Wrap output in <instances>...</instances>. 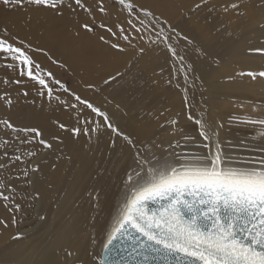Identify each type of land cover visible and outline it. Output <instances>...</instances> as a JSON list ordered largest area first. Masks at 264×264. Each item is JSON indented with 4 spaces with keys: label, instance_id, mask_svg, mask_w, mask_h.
Wrapping results in <instances>:
<instances>
[{
    "label": "bare ground",
    "instance_id": "6f19581e",
    "mask_svg": "<svg viewBox=\"0 0 264 264\" xmlns=\"http://www.w3.org/2000/svg\"><path fill=\"white\" fill-rule=\"evenodd\" d=\"M150 1L154 3V0ZM173 2L176 9L182 4L185 6L187 1L169 0L168 5L154 4L159 10L169 15L174 10ZM256 6L257 12L254 16L252 15L255 18L254 27L250 29V33H245L237 39L236 37L226 38L227 45L220 54L218 62L208 65L204 71L200 70L190 74L187 80L185 76L179 74L172 87L167 85L165 96L159 105L161 117H158L154 111L136 119V115H130L128 109L124 107L125 100L116 101L114 97L106 98L99 89L90 95L89 89H85L84 85L97 80L98 77L92 75L90 71L86 73L82 68L93 67L95 59L88 56L86 59L82 54L84 67L83 65L78 67L80 55L76 57L74 54L80 52L81 47L77 48L74 41L66 47L59 45L62 53L49 57H44L32 49L29 52L34 63L37 61V64H41L40 58H42L46 66H56L51 58L62 55L68 57L67 59L73 63L71 67L74 86L68 93L62 95L56 92L49 99L46 89H42L38 82L30 80L27 75H20L19 63L13 64L14 68L9 70L10 72L5 69L0 73V113H7L11 118L21 117V124L25 127L39 128L44 138L51 139L52 134L55 133L63 141L62 143L53 142V150L44 149L45 151H42L43 146L38 142L35 145L32 144L33 147L38 148L37 156H34L32 160V166L30 167L29 164L32 159L30 153V156L26 155V162L15 167L16 174L20 173L23 178L25 170L29 173L35 164H40L38 173L31 171V185L37 190L39 201L36 209L39 215L40 203L44 202L42 216L46 224L44 223L45 228L41 229L38 225L25 229L22 233L29 234V236L22 244L16 240L10 241L6 246L10 258H5L4 261L17 260L23 264H99L107 234L111 231L114 219L129 194L127 177L130 173L134 174L136 170L133 152L135 150L130 148L133 155L131 158L126 157V162L116 160L115 154L118 148L124 146L122 139L104 126L102 118L97 117L91 110L79 105L80 111L77 112L76 108L63 103L67 101L72 105L77 104L72 92L82 98H87L106 111L113 125L129 135L136 142L137 149L141 153L149 155L155 153L157 156L176 160L202 155L207 151L203 147V138L198 134L199 126L193 124L195 119L189 122L184 120L185 113L175 124H172L170 121L175 120V116L173 119L169 116V112L172 111L170 108L183 109L182 102H178L179 106L176 105L178 97L183 94L190 96L192 87L199 90L204 88L203 97L206 100H202V96L199 97L205 111L202 113L206 114L202 120L218 133L217 139L222 150L232 159L233 165L256 164L264 157V136L261 135L264 129L259 125L246 122L247 117L264 114V77L257 76L253 79L246 75L249 71L257 73L264 71V56L250 52L252 48L264 47V29L260 28V24L264 23L262 0H257ZM11 14L15 13H11L4 5L0 6V25L13 32L15 29L18 31L13 35L10 34L13 40L21 38L20 41H24L26 46L31 44L35 47L37 46V34H39L43 39L41 48L48 50H52L58 44L68 43L69 35L66 33V28L69 14H65V17L60 19L61 23L58 20L51 22L50 16H40L37 24L32 26L33 20L38 17L33 14L30 20L31 25L23 26L21 29L19 28L21 25L10 21L13 18ZM8 27H13V30ZM0 32L2 33L1 29ZM251 34L253 36L250 37ZM48 37H55L58 40L45 42L44 39ZM159 52L160 50H156L150 60H146L149 66L152 62L155 63L153 68L156 65L159 66L157 56H155ZM166 60L167 58L165 63ZM11 62L18 61L11 59ZM161 64H164V60ZM33 71L35 73L36 69L34 68ZM240 73H245V75H240ZM17 80L20 83H16ZM41 91L44 92L43 96L39 94ZM25 92L27 95H24ZM113 92L114 94L120 93L121 89L114 88ZM5 93L13 97L11 108L3 103L7 99ZM56 97H59V100ZM20 107L25 108V114ZM164 108L167 112H163ZM95 121H99L101 127L94 131ZM56 122L64 123L69 128L87 127L89 131L87 134L82 133L79 137H74L69 132L59 130ZM176 128L179 129L178 141L175 140L174 129ZM68 252H71L72 256H68Z\"/></svg>",
    "mask_w": 264,
    "mask_h": 264
},
{
    "label": "snow or ice",
    "instance_id": "6c2138e0",
    "mask_svg": "<svg viewBox=\"0 0 264 264\" xmlns=\"http://www.w3.org/2000/svg\"><path fill=\"white\" fill-rule=\"evenodd\" d=\"M115 3L121 12L126 11L128 17H131L127 23L133 31L138 34L155 33L154 36L149 35V44H163L173 58L183 61L184 57L171 42V34L176 33V30L166 20L163 24L167 25V30L159 26V21L151 10L135 3L134 0H115ZM0 4L13 9L48 8L58 15H63L65 9L72 12L81 9L87 12L93 21L96 19L93 9L84 0H0ZM208 4L209 0H199L191 10L196 11ZM243 4L244 0H232L231 3L223 5V10L245 15L241 11ZM96 11L102 16L109 14L105 0H97ZM141 13L143 19L140 18ZM133 20L140 24L139 28ZM154 20H156L155 24ZM82 27L87 32H95L96 27H99L112 37H118L119 33L118 39L129 45L132 43L130 36L125 34L126 29L119 23L115 25L117 31L104 21H100L99 24L84 23ZM260 28L264 29V23L260 24ZM3 33L0 35V53L19 62L21 76L27 75L38 82L42 89L47 90L49 99L53 97V87L50 86L49 78L51 84L58 85L65 92L70 91L59 79L54 78L50 71L46 76L41 74L43 70L34 63L29 54L31 48L26 46L24 41H19L17 45L7 34L6 27ZM176 35L178 36L179 33ZM184 39L187 40V37ZM100 40L120 52L126 51V48L119 43H111L104 36H100ZM144 51L143 47L139 49L141 55ZM250 52L264 56V47L252 48ZM246 75L255 79L257 76L264 77V71L258 73L249 71ZM16 83L20 81L17 80ZM39 94L43 96L44 92L41 91ZM71 94L77 104L72 105L67 101L63 103L76 108L77 112L80 111L79 105L91 110L97 117L102 118L104 126L135 150L136 170L127 177L129 194L114 219L111 231L107 234L99 264H113L114 253L120 241L124 237L132 239L137 233L143 237L138 243L139 254L144 256L145 264L148 261L146 253L161 256L181 254L191 258L189 264H264V157L256 164L234 166L232 159L222 150L217 139L218 133L202 119H197L196 124L199 125V135L204 141L203 147L207 150L204 154L173 160L169 157L157 156L155 153L151 155L141 153L137 149L136 142L113 125L106 111L75 92ZM24 95L27 93L25 92ZM56 99L59 100V97ZM5 102L9 107L12 104L10 99H6ZM246 122L264 129V114L247 117ZM0 123L11 129L17 139H20L21 132L31 134V137L37 139L38 143L47 150H53V142H63L55 133L52 134L51 139L44 138L43 132L36 127L18 128L10 120H0ZM170 123L175 124L176 121L171 120ZM95 124L94 131L101 127L99 121H95ZM56 126L74 137H79L82 133L87 134L89 131L87 127L69 128L60 122H56ZM261 135L264 136V131H261ZM28 142L31 143V139ZM31 155L34 157L37 153L33 152ZM20 159V156L15 157L16 161ZM5 167L6 165L0 164V168ZM31 171L38 173L40 164H35ZM28 174L25 170L24 175L28 176ZM15 192V187H9L8 183L0 178V204L12 216V223H15V213L21 207L15 202ZM149 203H158L160 207L155 210L149 209ZM8 226L9 221L0 218V227L7 229ZM21 238V234L11 237L13 240ZM68 256H72V253L68 252Z\"/></svg>",
    "mask_w": 264,
    "mask_h": 264
},
{
    "label": "rangeland",
    "instance_id": "374dc122",
    "mask_svg": "<svg viewBox=\"0 0 264 264\" xmlns=\"http://www.w3.org/2000/svg\"><path fill=\"white\" fill-rule=\"evenodd\" d=\"M185 1L188 3L186 2L185 5L184 2L185 6L182 4L179 7L180 9L177 7L175 9L174 1L172 5L176 11L174 12L173 10L168 15L164 13V11L159 10L154 3H157L158 5H168L169 0L168 2L167 0H154V3L150 0H134L135 3L144 6L155 14V18L159 21V26L164 27L167 30V25L163 24V21L166 20L168 24L176 30V33H179L178 36L176 33L171 34V42L177 48L179 54L184 57L182 62L177 58H173L168 50L163 46V44H149V35L154 36L155 33L142 32L138 34L133 31L127 23V20L131 19V17H128L126 11L121 12L119 10V6L115 3V0H105V4L109 9V14L107 16H102L98 11H96L97 0H85V3L93 9V14L96 17L95 21L91 19L87 12L81 9H76L75 12L65 9L63 15H58L55 11L48 8L25 7L13 9L7 7V9L11 11V13H15L11 14V17H13L11 18L12 20L10 17L8 19H10L12 22L15 21L13 24L16 23L21 25H18L20 29L23 26L31 25L30 20L32 19L33 14H36L38 17L33 20L32 26L37 24L40 16H50L49 19H52L51 22H53L57 20L60 21L61 18L65 17V14H69V21L66 28V33L69 35L67 40L68 43L58 44L52 50L41 48V42H43V39H41L40 35L37 34V46L32 47L31 44H29V47L32 49V51L41 54L44 57H49L51 55L62 53L60 52L59 45L66 47L67 44L72 43L73 41L76 42V47H81L80 52L78 51L76 54H74L76 57L80 55L78 57V64H80L78 67H81L84 64L82 54H84V58L86 59L88 57H94L95 59L93 67L87 66L86 68H82V70H85L86 73L90 71V73L95 77H98V79L87 83L84 85V88L87 90L89 89L90 95H93L92 93L99 89L102 91L100 93L105 95L106 98L114 97L116 101L125 100L123 105L126 109H128V113L130 115H136V119H138L143 115H147V113L154 111L157 113L158 117H161V109H159V105L162 103L165 96L164 92L168 86H173L175 82L174 80L177 79L179 74L183 76H189L190 74H194V72L197 73V71L200 70L204 71L208 65L216 63L218 60H220L219 56L227 45L225 42L226 38L236 37L237 39L245 33L249 34L251 31L250 29L254 27L255 18L253 16L257 12V0H244L241 11L244 12L245 15H237V13L234 11L225 12L223 10V5L231 3L232 0H209L208 5L196 11H192L191 9L195 3L199 2V0ZM140 18L143 19L142 13L140 14ZM100 21H104L108 26L113 27L114 31H117L115 27L117 23L123 25V27L126 29L125 34H128L132 40L131 45L127 44L122 39H118L119 33L118 37H112L99 27H96L95 32H87L82 27L84 23L99 24ZM133 23L136 24L137 28L140 27V24L136 20H133ZM153 23L155 24L156 20H154ZM4 28L5 27L0 25V29L2 31V33L0 32V35L4 34ZM10 29L13 30V27ZM16 32H18L17 29H15L14 32L7 29L8 35H13ZM100 36H104L105 39L111 41V43H119L122 47L126 48V51L120 52L117 49L110 47L109 44H106L100 40ZM249 36L251 37L253 35L251 34ZM184 37H187V40H185ZM20 39L21 38H15L13 41L17 43L20 41ZM44 40L45 42L50 43L55 42L58 39L55 37H48ZM132 45H135V47ZM141 47L145 49L143 55H141L139 52ZM156 50H160L159 54L156 53L157 55H155L157 56V62L159 63V66L156 65L157 67L155 66V68H153L155 63L152 62V65L149 66L150 64L148 61L146 62V60H150L151 55H153V52H156ZM67 58L68 57H64V55L51 58V60L56 63L55 67L53 65L46 66L44 64L45 60L40 58L42 61L41 64L38 63V65H40V69L43 70V75L46 76L50 71L54 78L59 79L70 90L74 87L72 82L73 70L71 67V64L73 63H71ZM166 58L167 62L165 63ZM163 60L164 64H161ZM18 63L19 62H11L10 56L0 53V73H2L5 69L8 71L12 70L14 68L13 64ZM135 63L137 64L135 65ZM146 63H148V65H145ZM35 64H37V61ZM112 77H115V79H111ZM29 79L32 80L31 78ZM49 81L50 86L53 87V94L56 92H59L62 95L68 93L63 91V89H61L58 85L51 84V78H49ZM105 81H108V83H105ZM117 87L121 89V92L114 94L113 89ZM190 89L192 91L190 96L188 94H183L181 97H178L179 99L176 101L177 106H179L178 102L183 103V109L170 108L173 112L170 109L169 110L172 113L169 112V110L168 112L170 113L169 116H172L171 119H173L175 116V121H177L180 117H183V115L186 113L184 120L189 122L191 119H195L193 124L196 125L197 119H203L204 116H206V114L202 113L204 110L201 105V99L199 100V97L201 96L202 100H206L203 97L205 89L201 88L199 90L193 87ZM185 96H187V99H185ZM7 99L12 101L10 106L11 108L13 105V97L7 96ZM3 103L8 106L6 102ZM20 109L25 114V108L20 107ZM157 109L158 111H156ZM162 110L163 112L166 111L165 108ZM8 116L9 115L7 113H0V120H10L16 127L26 128L24 124H21V117L11 118ZM189 116H191V119H189ZM178 130L179 129L177 128L174 129L176 141H178ZM19 136L20 139H17L16 134L13 133L11 129H7L3 123H0V164L6 165L5 168H0V178H3L8 183L9 187H15V202H19L21 204L20 210L15 213V223L11 222L12 216L3 207V205L0 204V218L9 221V226L7 229L0 227V264H23L17 260L4 261L5 258H10L6 246L10 241L13 240L11 237L21 234L22 238L16 241L19 244H22L29 236V234L22 233L25 229L33 228L36 225H38V228L41 229L45 228L44 225L46 224L45 218L44 220H41V217H44L42 216L45 207L44 202H41L39 206V210H41L40 215L36 209L39 200L37 198L36 187L32 188L31 185V170L28 176H23V178L21 177L20 173L16 174L15 171V167H19L21 163L26 162V155L29 154L28 156H30V153L33 152L37 153L38 148L33 147L32 144L35 145L38 140L34 141L33 139V143H29L28 140L31 139L32 141L31 134H25L21 132L19 133ZM122 141V145L124 144V146H122L120 149L118 148L115 158L116 160H121V162L124 163L126 162L127 158H131L133 155L131 152L133 149L131 148V150L123 139ZM42 151H45L44 148ZM160 154L161 152L159 155ZM16 156H20L21 159L16 161ZM33 159L34 157L32 156V159H30L29 163L30 167L33 164ZM34 184H36V181H34Z\"/></svg>",
    "mask_w": 264,
    "mask_h": 264
},
{
    "label": "water",
    "instance_id": "95a60500",
    "mask_svg": "<svg viewBox=\"0 0 264 264\" xmlns=\"http://www.w3.org/2000/svg\"><path fill=\"white\" fill-rule=\"evenodd\" d=\"M149 209L155 210L160 207L158 203H149ZM138 233L134 234L132 239L124 237L118 248L114 253L113 264H145L144 256L139 254V243L138 241L142 240ZM134 249L136 251H134ZM103 254V250H102ZM148 256L147 264H189L191 258L184 257L181 254L175 255H156L153 253H146Z\"/></svg>",
    "mask_w": 264,
    "mask_h": 264
}]
</instances>
